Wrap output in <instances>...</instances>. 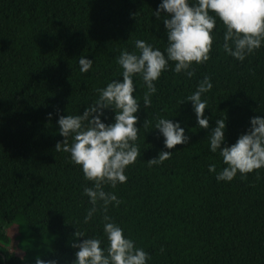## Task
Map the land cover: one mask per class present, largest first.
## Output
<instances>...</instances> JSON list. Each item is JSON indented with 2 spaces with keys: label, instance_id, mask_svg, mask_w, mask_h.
Here are the masks:
<instances>
[{
  "label": "trees",
  "instance_id": "1",
  "mask_svg": "<svg viewBox=\"0 0 264 264\" xmlns=\"http://www.w3.org/2000/svg\"><path fill=\"white\" fill-rule=\"evenodd\" d=\"M159 2L0 0V231L6 240L9 226L22 222L43 241L41 258L71 264L77 230L103 239V213L83 222L91 208L83 188L92 182L69 153L55 150L64 139L56 110L83 112L97 88L120 78L116 58L121 49L135 51L136 39L163 50V13L161 20L153 16ZM223 29L217 20L210 58L193 66L191 78L173 73L170 64L154 82L151 106L144 109L140 101L139 155L125 170L128 179L104 186L120 200L106 214L150 254L148 264H264V168L217 182L208 165L221 170V158L208 150V129L196 125L191 102H182L208 75L213 88L202 95L210 107L204 115L209 129L219 118L226 121L229 144L249 117L264 115V45L235 60L223 50ZM80 56L93 60L87 73L79 71ZM145 91L141 80L136 95L142 100ZM160 117L179 119L190 140L149 167L148 159L169 151L151 129ZM0 256L3 264H22L21 256L32 264L33 255L0 245Z\"/></svg>",
  "mask_w": 264,
  "mask_h": 264
},
{
  "label": "clouds",
  "instance_id": "2",
  "mask_svg": "<svg viewBox=\"0 0 264 264\" xmlns=\"http://www.w3.org/2000/svg\"><path fill=\"white\" fill-rule=\"evenodd\" d=\"M162 13L167 41L163 50L136 39L135 51L121 49L116 58L120 78L97 88L95 99L83 112L60 115V110H56L58 132L64 139L56 143L55 150L69 153L71 162L80 166L84 179L92 182L91 187L83 188V195L91 205L83 222L88 223L98 210L103 213V239L88 236L83 231L74 233L77 239L70 247L76 251L71 264H148L151 259L150 254L136 246L124 228L106 214L109 205L116 207L120 200L115 193L105 191L104 186L115 188L127 181L125 170L139 155L136 141L140 130L137 126L140 101L144 109L151 106V96L157 91L154 82L162 72L168 71L171 64L173 73L191 78L193 66L210 58L217 20L224 26L223 50L233 59L242 62L264 45V0H160L153 16L161 20ZM78 65L81 73H87L93 60L80 56ZM141 80L146 89L142 100L136 95ZM212 88L211 78L204 75L182 102H191L196 125L208 129V150L218 153L224 165L217 171L215 164H209L208 171L215 173L217 182H230L237 174L244 177L264 168V115L249 117L247 129L234 143H227L226 121L219 118L209 129V118L204 115L205 109L210 107L202 95ZM109 112L111 122H107ZM47 115L51 117L52 113ZM147 123L146 119L143 127ZM151 129L158 130L163 137V147L169 151L161 150L155 158L148 159L149 167L169 159L174 146L190 140L179 119L160 117ZM5 259L0 256V264ZM20 259L23 264L24 257ZM34 264H61V260L55 256L44 259L38 254Z\"/></svg>",
  "mask_w": 264,
  "mask_h": 264
},
{
  "label": "rangeland",
  "instance_id": "3",
  "mask_svg": "<svg viewBox=\"0 0 264 264\" xmlns=\"http://www.w3.org/2000/svg\"><path fill=\"white\" fill-rule=\"evenodd\" d=\"M8 239L1 234L0 231V245L4 248H11L17 250V253L24 252L25 254H32L31 263L34 264L35 257L44 249L42 240L30 236L24 223H15L8 228Z\"/></svg>",
  "mask_w": 264,
  "mask_h": 264
}]
</instances>
